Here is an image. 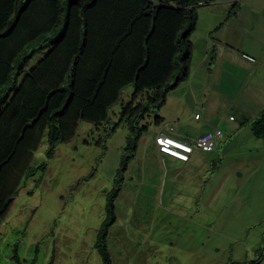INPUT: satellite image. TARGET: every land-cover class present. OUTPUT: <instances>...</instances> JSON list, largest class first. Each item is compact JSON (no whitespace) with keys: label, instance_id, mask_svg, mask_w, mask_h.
<instances>
[{"label":"rangeland","instance_id":"obj_1","mask_svg":"<svg viewBox=\"0 0 264 264\" xmlns=\"http://www.w3.org/2000/svg\"><path fill=\"white\" fill-rule=\"evenodd\" d=\"M222 1L195 9L230 7ZM199 17L191 33V76L168 92L164 105L145 101L135 109L134 99L145 96L134 97L130 84L105 121H80L74 137L53 156L48 137L42 139L0 224V264H103L95 243L116 187V219L107 233L112 264H264V140L253 124L230 137L233 122L219 85L206 91L205 108L204 91L199 96L192 91L196 67L200 72L206 67L205 30L218 20ZM196 114L201 122L210 116L222 129L218 148L197 151L199 160L190 164L161 154L156 132L166 125L178 128V116L186 120L183 126H195ZM232 115L238 118L236 111Z\"/></svg>","mask_w":264,"mask_h":264},{"label":"trees","instance_id":"obj_2","mask_svg":"<svg viewBox=\"0 0 264 264\" xmlns=\"http://www.w3.org/2000/svg\"><path fill=\"white\" fill-rule=\"evenodd\" d=\"M210 1L0 0V224L45 136L53 156L80 121H105L130 84L134 97L145 96L135 109L164 105L190 72L195 6ZM252 128L264 140V111ZM119 190L95 243L103 264H112L107 233Z\"/></svg>","mask_w":264,"mask_h":264},{"label":"crops","instance_id":"obj_3","mask_svg":"<svg viewBox=\"0 0 264 264\" xmlns=\"http://www.w3.org/2000/svg\"><path fill=\"white\" fill-rule=\"evenodd\" d=\"M222 3H226L230 7H205L201 13H198V19L201 14L207 17L216 16L218 20L212 22L205 30L203 61L206 67L201 72L199 65L196 67L194 76L199 72V77L195 87L192 84L191 88L198 96L197 91H204V99L200 98L203 100V108H205L207 104L205 101L206 91L216 90V84L221 87L223 92L218 90L219 99L225 103L226 111L231 113L230 117L233 116L232 112L236 111L238 118H241L238 120L237 116H233L234 118L230 119L233 122V126L230 127L232 129L230 137H232L246 124H253L254 120L264 111V0H223ZM216 11H219V15L216 14ZM215 31L220 33V37L212 35ZM194 48L193 42L192 51ZM244 55H249L255 60L252 61ZM192 60L191 57L187 80L191 76ZM192 113H190V119ZM201 119L198 115L195 118L197 125L188 128L183 126L186 120L182 116H178L174 121L178 124V128L166 125L156 132V135L170 134L188 142L187 140L196 139L207 130L220 129L211 124L210 116H207L202 122ZM217 119H221L220 114ZM216 123L218 125L219 122ZM194 129L196 134L191 132ZM223 140L224 133L218 139L215 150ZM197 151L201 150L194 149L190 160L184 163L190 164L199 160L201 155L199 156ZM180 170L181 168H178V171Z\"/></svg>","mask_w":264,"mask_h":264},{"label":"built area","instance_id":"obj_4","mask_svg":"<svg viewBox=\"0 0 264 264\" xmlns=\"http://www.w3.org/2000/svg\"><path fill=\"white\" fill-rule=\"evenodd\" d=\"M246 58L254 61L255 59L249 55H244ZM198 117V115L196 116ZM234 117L231 116L230 119ZM221 129L207 130L201 133L193 143L186 142L170 134L160 133L156 135L155 141L158 150L174 159L182 162H187L191 158L194 149L202 151H213L217 146L218 139L222 137Z\"/></svg>","mask_w":264,"mask_h":264}]
</instances>
